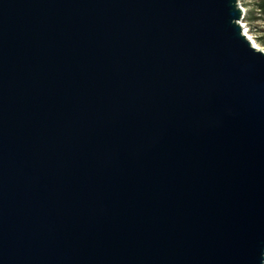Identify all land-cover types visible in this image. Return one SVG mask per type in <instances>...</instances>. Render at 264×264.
Wrapping results in <instances>:
<instances>
[{"label":"water","instance_id":"1","mask_svg":"<svg viewBox=\"0 0 264 264\" xmlns=\"http://www.w3.org/2000/svg\"><path fill=\"white\" fill-rule=\"evenodd\" d=\"M237 0H0V264H264V51Z\"/></svg>","mask_w":264,"mask_h":264},{"label":"built area","instance_id":"2","mask_svg":"<svg viewBox=\"0 0 264 264\" xmlns=\"http://www.w3.org/2000/svg\"><path fill=\"white\" fill-rule=\"evenodd\" d=\"M238 5L241 9L242 17L240 20V26L242 32L249 36L250 42H261V38L264 37V12L261 11L260 8L253 9V19L248 21L245 17L247 15V10L243 6V2L241 0H237ZM259 29H262L260 31ZM263 48V47H261Z\"/></svg>","mask_w":264,"mask_h":264},{"label":"rangeland","instance_id":"3","mask_svg":"<svg viewBox=\"0 0 264 264\" xmlns=\"http://www.w3.org/2000/svg\"><path fill=\"white\" fill-rule=\"evenodd\" d=\"M243 2L244 8L247 10L249 16H251V11L253 10V2L251 0H241ZM249 21V20H248ZM262 31V29H259ZM256 42V41H255ZM260 47L264 49V37L261 38V42H256Z\"/></svg>","mask_w":264,"mask_h":264},{"label":"trees","instance_id":"4","mask_svg":"<svg viewBox=\"0 0 264 264\" xmlns=\"http://www.w3.org/2000/svg\"><path fill=\"white\" fill-rule=\"evenodd\" d=\"M253 2V9L254 8H260L262 12H264V0H251ZM251 14L253 15V10L251 11ZM249 16L248 13L246 15V19L251 21L253 19V16Z\"/></svg>","mask_w":264,"mask_h":264},{"label":"bare ground","instance_id":"5","mask_svg":"<svg viewBox=\"0 0 264 264\" xmlns=\"http://www.w3.org/2000/svg\"><path fill=\"white\" fill-rule=\"evenodd\" d=\"M246 37H247V39H249V36H247V34H246ZM252 45H253L256 49L264 51V49L261 48L256 42L253 41V42H252Z\"/></svg>","mask_w":264,"mask_h":264}]
</instances>
